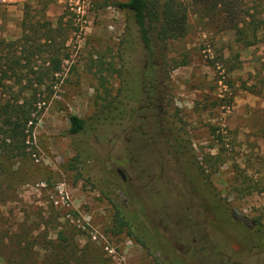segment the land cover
I'll list each match as a JSON object with an SVG mask.
<instances>
[{
	"label": "rangeland",
	"instance_id": "rangeland-1",
	"mask_svg": "<svg viewBox=\"0 0 264 264\" xmlns=\"http://www.w3.org/2000/svg\"><path fill=\"white\" fill-rule=\"evenodd\" d=\"M118 1L0 0V67L16 57L33 79L60 59L26 153L0 156V229L59 244L62 264H264V44L237 31L264 1L181 0L185 34L155 40L150 58ZM111 101L124 111L109 122ZM112 201L148 250L112 232Z\"/></svg>",
	"mask_w": 264,
	"mask_h": 264
},
{
	"label": "trees",
	"instance_id": "trees-1",
	"mask_svg": "<svg viewBox=\"0 0 264 264\" xmlns=\"http://www.w3.org/2000/svg\"><path fill=\"white\" fill-rule=\"evenodd\" d=\"M220 1L226 7L230 5V0ZM263 1H260V5ZM113 5L130 13L148 58L152 55L155 40L165 42L169 39L180 38L185 34L187 7L181 0H126L114 2ZM244 16L248 18L237 30L238 40L245 45L258 40L263 41L264 44V18L248 10H245ZM45 37H48L47 34ZM8 61L10 62H7L5 67H0V95L4 91L8 94L5 98L0 96V156L16 158L26 153L27 137L31 135L44 105V100L39 98L41 92L37 89L43 84L44 77L60 70V59L51 56L49 65L44 68V71L40 69L32 71V68H29V71L33 73V79L30 78L27 70L24 71L15 66L16 57H10ZM143 76L147 79L148 88L151 87L154 79V64L151 61L148 62ZM5 81L18 84L21 88L13 91L12 83L6 84ZM22 81H25L24 84ZM23 90L29 93L28 96L20 95ZM150 105L148 102V108ZM105 107L109 113L104 118L109 122L120 118L124 111L123 108L113 105L112 101ZM112 108L117 110L114 112ZM111 111L114 113L111 114ZM68 121V134H75L84 128L83 119L75 114H68ZM161 129L168 145L173 147V154L182 153L181 147L185 146L182 140L174 139V143H169L170 140L166 137L163 125ZM217 158H219L217 153L207 154L204 161L212 163L211 161L216 162ZM199 167L203 170L202 166ZM111 204L113 208L112 232L118 234L125 231L127 235H132L139 245L148 250L143 238L134 233L131 218L124 213L118 203L112 201ZM59 246L57 243L52 245L49 253H46L45 250L48 247L46 248L43 242L33 244L20 233L7 234L0 229V264H62L63 258L56 251Z\"/></svg>",
	"mask_w": 264,
	"mask_h": 264
},
{
	"label": "flooded vegetation",
	"instance_id": "flooded-vegetation-1",
	"mask_svg": "<svg viewBox=\"0 0 264 264\" xmlns=\"http://www.w3.org/2000/svg\"><path fill=\"white\" fill-rule=\"evenodd\" d=\"M145 67H146V65H145ZM146 87H147V95H146V97L149 98V97H151V93L153 92L154 88H153V85H151V87L148 88V84H147ZM233 216H235L234 213H233ZM238 218H240L242 220H246V218L244 216H241V215H238ZM252 223H253V221H252Z\"/></svg>",
	"mask_w": 264,
	"mask_h": 264
},
{
	"label": "water",
	"instance_id": "water-1",
	"mask_svg": "<svg viewBox=\"0 0 264 264\" xmlns=\"http://www.w3.org/2000/svg\"><path fill=\"white\" fill-rule=\"evenodd\" d=\"M117 171H118V172H121L119 168H117Z\"/></svg>",
	"mask_w": 264,
	"mask_h": 264
}]
</instances>
